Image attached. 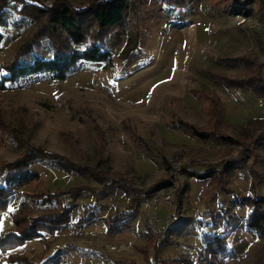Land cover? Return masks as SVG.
I'll list each match as a JSON object with an SVG mask.
<instances>
[{
  "label": "rangeland",
  "instance_id": "rangeland-1",
  "mask_svg": "<svg viewBox=\"0 0 264 264\" xmlns=\"http://www.w3.org/2000/svg\"><path fill=\"white\" fill-rule=\"evenodd\" d=\"M70 1L77 5L87 2ZM128 1L125 23L110 32L103 47L111 53L109 61L80 60L65 79L54 80L43 72L5 83L6 88L0 89L2 115L13 134L23 135L27 142L80 165L100 172L114 171L142 192L134 212L121 219V231L108 230L107 219L126 211L131 194L116 186L107 187L99 195L101 208L94 222L78 226L83 207L93 202V197L82 192L65 203L67 188L103 185L88 176L65 173L48 162L33 164L31 169L38 176L16 188L1 215L0 232L12 229L14 215L59 209L56 203H34L33 198L45 191L55 192L70 207L71 219L68 227L52 236L43 234L11 250L29 264H42L56 253L65 254L75 263L82 255L86 264H130L131 260L148 264L145 257L153 259L155 250L145 237L146 227L153 235L160 231L153 241L158 245L155 249L158 256L172 263L182 253L195 255L193 248L201 242L199 222L209 226L208 214L213 211L219 217V204L225 203L228 208L235 199L248 195L253 174L258 176V194L264 197L261 146L253 152L248 150L241 165L230 175H223V185L229 192L221 191L210 184V177L199 173L220 168L226 145L192 138L169 125L179 118L201 127L207 120L209 99L213 98L220 107L217 129L222 134L243 141L244 121L251 128L257 126L260 119L255 116L260 114L263 100L247 93L227 92L207 74H242L243 64L233 61L240 55L264 61L255 44V33L264 39V21L259 14L264 0H186L184 8L168 6L164 0ZM237 15H245L247 23L236 26ZM32 30L33 26L4 30L0 64L13 57ZM45 52L46 48L40 54ZM94 119L103 130L101 143L96 142ZM137 135L152 148V157L141 151L134 139ZM24 147L4 134L0 163L14 160ZM232 147V153L239 155L238 145ZM160 155L171 163L170 169ZM185 163H190L187 170L180 168ZM166 194H170V202L164 199ZM176 196L183 199L184 216L193 220L182 235L167 232V226L176 223L169 221L174 216ZM231 212L242 217L246 209L237 207ZM229 243L236 256L226 264H264V239L247 231L242 223L232 231ZM9 253L0 251V262Z\"/></svg>",
  "mask_w": 264,
  "mask_h": 264
},
{
  "label": "trees",
  "instance_id": "trees-1",
  "mask_svg": "<svg viewBox=\"0 0 264 264\" xmlns=\"http://www.w3.org/2000/svg\"><path fill=\"white\" fill-rule=\"evenodd\" d=\"M164 1L169 4L168 6L172 4L178 8L186 6V0ZM128 2V0H87L85 4L77 5L70 0H49L48 2L41 0H0V46L5 35L4 30L7 28L20 30L33 26L31 35L15 51L13 57L0 64V89L6 88L5 83H14L20 78L43 72H47L50 78L54 80L65 79L77 69L80 60L109 61L111 53L103 47L110 37V32L125 23ZM260 17L264 20V1L261 5ZM258 46L264 52V42L259 40ZM44 48H46V52L42 55L40 53L43 52ZM238 61L245 67V73L241 77L223 75L212 71H208L207 75L229 89L250 92L253 97L264 99V63L256 65L251 59L242 56L238 58ZM93 121L96 129L95 138L98 140L96 142L101 143L104 140L103 130L95 119ZM257 122L258 124L254 128H251L248 122L244 125L246 138L243 141L222 134L217 129L219 107L216 100L210 98L207 106V120L201 127L179 118L171 121L169 125L192 138L226 145V153L218 163L220 168L204 170L199 174H202L201 177H210V184L214 185L215 189L229 192L223 185V175L233 173L241 165V161L248 150L253 152L257 146H261L264 150V118ZM4 134L13 136L25 147L14 160L0 163V218L14 198L16 188L38 176L31 169V166L37 162H48L51 166L65 173L88 176L103 185H101L102 188L90 185L67 188L66 192L70 194L72 200L82 192L91 194L93 197V202L86 203L83 207L76 221L78 226L94 222L101 208L99 195L103 194L107 187L116 186L122 188L126 194H131V198L125 207L126 211L107 219L108 230L114 233L122 230L121 219L128 217V212H134L138 195L142 193L140 190L132 188L114 171L100 172L92 166L80 165L68 157L27 142L23 135L13 134L10 124L2 115L0 104V141H2ZM134 139L147 157L153 156L152 148L146 145L140 136H134ZM232 144L238 145L239 155L232 153ZM98 155L100 156L101 152H98ZM160 157L166 167L170 169L171 163L163 156L160 155ZM189 164L185 163L180 168L187 170L189 167L186 166H190ZM257 182L258 176L253 174L248 195L235 199L228 208L225 203L219 204L220 218L213 211L209 212L211 221L209 226H204L202 222H199L201 242L193 248L195 250L193 257L182 253L175 256L172 263L162 259L158 256L157 248L155 249L158 245L153 242L155 238L160 236V231L153 235L150 227H146L144 234L147 240L152 241L151 247L155 250V255L153 259L148 258L147 252L148 256L145 257V260L148 264H226L228 260L236 256L229 243V237L232 231L239 226V223H242L245 229L257 238L264 239V197L258 194ZM36 196L38 197L33 198L34 203L40 205L56 203L60 206L59 209L37 214L25 212L14 215L12 217V229L0 232V251L10 252L6 260H2L0 264L17 261L29 264V260L11 254L13 253L11 250L26 240L42 237L43 234L52 236L56 231L68 227L71 209L61 202L55 192L45 191ZM182 207V197L176 196L172 218L176 223L168 225L167 232L182 235L188 230L193 220L184 216ZM237 207L246 209L244 216L240 217L231 212L232 208ZM175 230L177 231L175 232ZM164 241L169 242L167 238ZM151 247L148 250H151ZM59 254L50 256L51 258L49 257L42 264H54L53 262ZM118 262L116 261V263ZM129 263L136 264L132 260ZM122 264H127V261H122Z\"/></svg>",
  "mask_w": 264,
  "mask_h": 264
},
{
  "label": "built area",
  "instance_id": "built-area-1",
  "mask_svg": "<svg viewBox=\"0 0 264 264\" xmlns=\"http://www.w3.org/2000/svg\"><path fill=\"white\" fill-rule=\"evenodd\" d=\"M247 21H248V18L245 15H237L234 23L236 26H242L245 23H247ZM64 196H65V203H68V201L71 200L69 194L66 193ZM164 199L166 201L170 202L171 201L170 194H166ZM169 221L173 223L172 218ZM53 263L54 264H86V260H85V257L81 255V256H79L78 262L75 263V261H72L68 256L60 253L58 258Z\"/></svg>",
  "mask_w": 264,
  "mask_h": 264
},
{
  "label": "crops",
  "instance_id": "crops-1",
  "mask_svg": "<svg viewBox=\"0 0 264 264\" xmlns=\"http://www.w3.org/2000/svg\"><path fill=\"white\" fill-rule=\"evenodd\" d=\"M263 2V1H262ZM259 14H261V9H260V12H259ZM264 21V20H263ZM255 44H256V46H257V48H258V50L264 55V52L262 51V50H260V48H259V46H258V41L260 40V41H262V42H264V39L258 34V33H255ZM247 57V56H244V55H240V56H237V57H235V58H233L234 59V61H237L238 63H241L240 61H238V58L239 57ZM247 58H249V59H251L252 61H254V63L256 64V65H258V64H260V63H264V61L263 62H257L255 59H253V58H251V57H247ZM242 64V63H241ZM256 65H255V67H256ZM244 66V65H243ZM263 71H264V67H263ZM244 73H245V67H244V71L242 72V74H239L238 76H235V77H241V76H243L244 75ZM207 76H209V75H207ZM210 77V76H209ZM211 78V77H210ZM213 80V79H212ZM220 84H222V83H220ZM222 87H224L225 88V90L227 91V92H242V93H247V94H250V92H246V91H240V90H238V89H229V88H227V87H225V85H223L222 84ZM251 95V94H250ZM259 100H263V102H262V104H261V112H260V114L259 115H257V116H255V117H258L259 119H261V118H264V99H259ZM222 103V102H221ZM259 103V102H258ZM219 109H220V107H219ZM227 122H229L230 124H235L234 123V121H232V120H230V119H225ZM247 122L246 121H244V124H246ZM252 177V176H251ZM251 177L249 178V180H250V182H251ZM243 210H245V208H242ZM37 239H39V238H37ZM74 250H72V252H73ZM52 253H50L49 255H51ZM48 255V256H49ZM76 262H78V260L76 261ZM87 262V261H86Z\"/></svg>",
  "mask_w": 264,
  "mask_h": 264
}]
</instances>
